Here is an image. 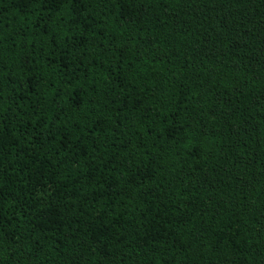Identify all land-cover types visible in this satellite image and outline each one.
Segmentation results:
<instances>
[{
  "label": "trees",
  "instance_id": "obj_1",
  "mask_svg": "<svg viewBox=\"0 0 264 264\" xmlns=\"http://www.w3.org/2000/svg\"><path fill=\"white\" fill-rule=\"evenodd\" d=\"M0 264H264V0H0Z\"/></svg>",
  "mask_w": 264,
  "mask_h": 264
}]
</instances>
